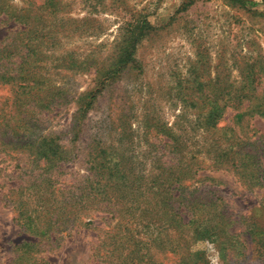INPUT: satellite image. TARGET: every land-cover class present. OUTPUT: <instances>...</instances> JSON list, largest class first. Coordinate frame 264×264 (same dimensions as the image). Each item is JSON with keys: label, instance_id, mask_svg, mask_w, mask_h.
Instances as JSON below:
<instances>
[{"label": "rangeland", "instance_id": "1", "mask_svg": "<svg viewBox=\"0 0 264 264\" xmlns=\"http://www.w3.org/2000/svg\"><path fill=\"white\" fill-rule=\"evenodd\" d=\"M29 37L42 43L37 70L59 96L48 111L36 107L23 132L48 137L71 158L33 176L38 184L55 180L41 200L72 203L63 192L90 184L88 159L98 149L109 165L127 163L141 176L138 188L150 200L156 176L182 179L173 196H181L174 206L184 220L168 224L128 201L133 238L116 259L98 245L108 243L98 228L115 223L106 213H95L90 228L33 234L30 224L42 227L33 211L40 199L28 192L30 212L19 217L12 187L20 168L0 151V264H264V117L236 124L248 104L238 108L232 99L217 124L225 130L216 132L203 125L207 105L194 104L227 85L239 93L244 76L264 65V0H0V51ZM130 43L132 58L115 68ZM110 69L113 77L105 76ZM90 92L96 97H87L92 104L74 127L79 99ZM11 103L10 86L0 84V108L11 112ZM237 151L235 162L253 165L254 178L250 167H231ZM202 204L195 217L185 210ZM220 220L221 232L214 228Z\"/></svg>", "mask_w": 264, "mask_h": 264}, {"label": "trees", "instance_id": "2", "mask_svg": "<svg viewBox=\"0 0 264 264\" xmlns=\"http://www.w3.org/2000/svg\"><path fill=\"white\" fill-rule=\"evenodd\" d=\"M27 31L32 32L33 30L30 28L25 30L24 33ZM31 41V37H29L26 40H22L23 43H12L9 50L3 48L0 51V84L10 86L12 91L11 106L13 109L11 112L5 113L0 108V151L4 152L10 159L16 161L15 168H20V173L16 177L20 182L16 183L15 186L12 185L13 192L18 193L15 205L16 210L19 212V217L28 215L30 212L27 201L28 197L25 196L28 192L34 193L40 199L37 200L33 211L36 213L37 223L41 221V217L43 218V222L40 223L42 227L30 224L29 230L33 234H39L40 236L49 234L52 231H68L71 233L74 228L76 230L80 227L90 228L92 220L95 219V213L99 215L106 213L102 217L108 221L115 220V223L114 225L106 223L105 228H98V230L108 236V243L104 244L105 241H102L98 245L108 247V249L103 250V257H115L116 259V257H120V253L127 246L126 244L133 238L131 235L132 231L129 228L131 209L127 206L128 201L133 200L137 204L135 209L140 210V213L143 215L149 213L154 215V217H159V220L166 218L168 219V224H172L169 223V220L174 221V217H177L182 222L184 219L180 216L178 217L180 206H174V202L179 200L181 196L178 195L176 198L173 196V192L182 187V179L179 178L180 180L171 183V180L174 179L169 174L167 176L169 180L161 182L159 181L161 175L156 176L153 182L154 185L146 191L148 194L154 195L153 199L150 200L148 199V195L141 192L138 188L142 182L141 176H136L133 169L127 166V163L120 165L121 163L118 162L109 165L103 158L104 151L101 150L100 152L98 149H95L88 159L90 165L88 167L90 171L89 179H91L90 184L86 185L83 189L75 187L63 192L68 193V195L70 194L67 197L73 200L72 203L66 204L63 207H53L50 204L46 205L44 203L47 199L41 200L48 189L54 186L55 180H51L45 176L46 185L44 183L38 184L36 179L33 180V176L43 177L45 173L47 174L54 170L59 163L68 162L71 158L68 159L67 155L60 152L58 146L48 137L32 139L23 132L24 128L29 129L32 125V116L35 113L34 109L38 107L41 110L48 111L51 105L55 103L56 97L59 96L58 92L55 94L52 90L50 91L48 81L37 70L38 65L36 64V60L39 59L41 52L40 44L42 43H31ZM131 47V43L122 47L117 57L118 60L115 63V68L124 67L129 62L133 54ZM113 75L111 69L107 73L105 72V76L113 77ZM263 80L264 65L260 66L259 70L252 69L251 72H248L244 76L243 89L235 95H232V91L228 89L230 85H227L225 90H222L219 94L214 93V91L211 92V95L207 96L200 94L197 100L194 101V104L202 103L208 107L206 118L203 121L204 127L207 130L215 129L216 132L224 131L225 127L217 128V124L228 107L227 102H230L232 99L237 101L238 108H241L244 103L248 104L245 109H242L234 116L236 124L239 125L243 122L246 116L252 117L253 115H258L264 117V87L260 92H257L254 86L257 83L258 87ZM91 94L93 92L79 99L80 106L75 112L74 127L77 125V120L86 116L87 109L92 104V101H85L87 97H92V99L96 97V95ZM239 154L240 151H237L231 157L234 159V164L231 167L238 171L241 168L246 169L250 167L252 168V174L249 177L254 178L253 165L246 167L245 163L235 162V157ZM225 155L221 156L222 159L225 158ZM247 155L249 156V153ZM31 162L34 168L42 171L41 174H34V168L27 166ZM23 163H25V166H22ZM24 177L27 178L24 179ZM23 179L26 183H23L25 182ZM168 184H170L169 187L163 186ZM174 184H178V187L171 188ZM154 186H157L156 189ZM56 191L61 194L60 190L52 189L53 193H56ZM137 193H140L143 199H139ZM202 207H204L203 204L194 205V208L188 206L185 207V210L195 217L196 212ZM190 222L188 221V224ZM222 222L223 220H220V222L216 221L214 228L217 231L221 232L223 230ZM188 224H185V226ZM204 235L205 233L202 236ZM31 245L34 244L31 243ZM112 262L115 263V261H108L109 264ZM121 263L123 264L124 262ZM185 264L197 263L190 260L186 261Z\"/></svg>", "mask_w": 264, "mask_h": 264}]
</instances>
